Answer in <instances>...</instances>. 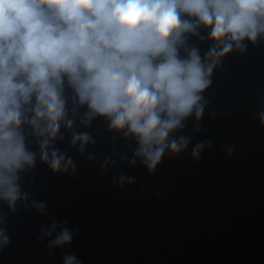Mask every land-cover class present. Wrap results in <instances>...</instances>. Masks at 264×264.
<instances>
[{"label": "clouds", "instance_id": "9594fccd", "mask_svg": "<svg viewBox=\"0 0 264 264\" xmlns=\"http://www.w3.org/2000/svg\"><path fill=\"white\" fill-rule=\"evenodd\" d=\"M193 36L210 41L203 55L189 44ZM261 40L264 0H0V202L11 213L23 205L47 216V202L24 189L25 174L39 158L53 174L75 175L73 156L57 146L66 137L96 161L88 146L97 140L77 122L87 129L98 118L113 141L136 145L131 156L105 155L101 175L114 156L153 174L166 156L192 145V134L178 133L190 118L192 133L200 131L215 69ZM258 119L264 127V110ZM211 145H192V158ZM135 182L123 172L113 177L121 187ZM6 216L0 211V250L11 243ZM67 224L52 218L37 242L48 238L49 251L70 245L76 231ZM62 264L81 261L66 254Z\"/></svg>", "mask_w": 264, "mask_h": 264}]
</instances>
